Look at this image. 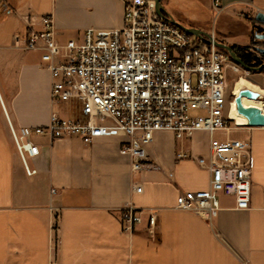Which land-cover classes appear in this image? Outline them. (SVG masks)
Segmentation results:
<instances>
[{
    "label": "crops",
    "instance_id": "0c3cea01",
    "mask_svg": "<svg viewBox=\"0 0 264 264\" xmlns=\"http://www.w3.org/2000/svg\"><path fill=\"white\" fill-rule=\"evenodd\" d=\"M6 1L0 13V264H264V126L238 129L252 147L250 208L236 209L234 197L221 194V209L212 221L175 207L183 192L209 187L210 172L195 160L208 153L207 132L177 139L172 132L157 131L147 146L157 167L138 173L120 153L119 138L86 144L77 136H39L41 153L29 161L37 173L27 175L9 120L16 128L44 126L53 111L62 116L67 111L51 104L42 50L17 47L16 39L30 31L32 16L41 29L40 17L51 15L58 35L78 41L89 28H121L125 0ZM189 1L197 8L192 10L214 14L212 0ZM223 4L217 19L231 14L248 29L253 24L264 29L255 20L264 12V0ZM168 16L203 37L214 34L229 45L247 44L230 41L222 31L218 35L211 22L197 17ZM257 34L264 31L255 33V40ZM183 152L192 157L178 158ZM126 202L145 212L157 209V226L150 228L144 213L135 231L125 232L121 207Z\"/></svg>",
    "mask_w": 264,
    "mask_h": 264
},
{
    "label": "built area",
    "instance_id": "2783aa9c",
    "mask_svg": "<svg viewBox=\"0 0 264 264\" xmlns=\"http://www.w3.org/2000/svg\"><path fill=\"white\" fill-rule=\"evenodd\" d=\"M224 7L223 0H212L218 16ZM28 22L30 31L23 40L16 39V46L42 50L51 76V104L67 106V116L53 111L48 124L20 128L9 120L27 175L37 173L29 161L41 153L35 141L39 136H77L86 144L119 138L120 153L138 173L157 167L147 149L157 131L172 132L177 139L207 132L208 153L195 160L210 172L209 187L183 192L175 207L212 221L224 194L234 197L236 209L250 208L252 147L230 136L247 126L237 125L231 114L230 72L237 66L230 53L216 45L214 34H189L158 13L156 0H125L121 28H89L81 41L58 35L51 15L40 17L41 29L35 28L36 17ZM191 157L178 154L180 159ZM135 190L141 192L142 186ZM144 213L149 227L157 226V209L145 212L126 202L121 207L123 230L134 232Z\"/></svg>",
    "mask_w": 264,
    "mask_h": 264
},
{
    "label": "rangeland",
    "instance_id": "374dc122",
    "mask_svg": "<svg viewBox=\"0 0 264 264\" xmlns=\"http://www.w3.org/2000/svg\"><path fill=\"white\" fill-rule=\"evenodd\" d=\"M6 3H7L6 0H0V13L5 11ZM189 3H190L189 0H163V5L165 7L166 12L169 15L179 14L183 17L184 16L185 17H191V16L197 17L199 21L211 22V24L214 25V29L218 31V35H219V31H222V32L229 34V36L231 37L230 41L247 42L246 45H240V46L251 47L254 45L256 46L261 45L262 47H264V35L263 34L261 35L257 34L256 36L258 37V40H255V33L262 32L264 30L262 27H256L255 24L253 25L251 24L252 25L251 29H248L250 28V26L246 22L244 21L238 22V20L231 14H225L222 17H219V19H217L218 15L215 13L211 14V13H208V11H204V10H200L199 12H197L195 11L197 9L196 7H194L195 10H192L194 8H192ZM260 42H263V43H260ZM235 65L237 66V70H231L230 72V88L232 91H234L237 85H239L240 82L243 80L259 86L264 91V70H262L261 72H254V71L245 69L244 67L238 65L237 63ZM240 85H241V90L247 89L245 85L243 84H240ZM234 98H235V95L231 93L230 101H232ZM259 99L261 101H264V92L263 94L260 95ZM247 104H248L247 106L257 105L254 102H249ZM66 107L67 106H65V108ZM260 107L262 108V111L264 113V107L263 106H260ZM241 132L242 131L240 130H234L231 132L230 136L234 138L235 137L242 138L243 134ZM216 135L219 136L222 134L221 132H217Z\"/></svg>",
    "mask_w": 264,
    "mask_h": 264
},
{
    "label": "water",
    "instance_id": "95a60500",
    "mask_svg": "<svg viewBox=\"0 0 264 264\" xmlns=\"http://www.w3.org/2000/svg\"><path fill=\"white\" fill-rule=\"evenodd\" d=\"M157 1V11L160 15H168V13L165 10V7L163 5V0H156ZM169 18L172 20V18L169 16ZM255 20L259 23V24H263L264 25V12L260 11L256 14ZM176 25L180 26L182 29H184L186 32H188L189 34L192 35H196V36H203V32L198 30V29H194V28H188L180 23H178L175 20H172ZM210 37V36H209ZM216 45L219 48L225 49L226 51H228L230 53V55L232 56V58L239 63L240 65H242L245 69L250 70V71H257L260 70L261 68H256V67H251L249 65H246L239 56L236 55V53L234 52L233 48L225 43H222L220 41H216ZM243 97H247L249 99H258L260 98V94L258 92H255L249 88L247 89H243L240 90L238 96L235 97V102L237 105V110L238 113L250 118L254 119V124H249L248 126H264V113L262 111V108L258 105H245L243 103Z\"/></svg>",
    "mask_w": 264,
    "mask_h": 264
},
{
    "label": "trees",
    "instance_id": "16d2710c",
    "mask_svg": "<svg viewBox=\"0 0 264 264\" xmlns=\"http://www.w3.org/2000/svg\"><path fill=\"white\" fill-rule=\"evenodd\" d=\"M260 43H263V42H260ZM232 48L237 55L240 54L239 56L242 58L243 62L246 65L256 67V68H261L260 70H257L254 72H261L262 70H264V47H262L261 45L260 46L254 45V46L249 47V46H240V45L234 44ZM223 50L226 51L225 49Z\"/></svg>",
    "mask_w": 264,
    "mask_h": 264
},
{
    "label": "bare ground",
    "instance_id": "6f19581e",
    "mask_svg": "<svg viewBox=\"0 0 264 264\" xmlns=\"http://www.w3.org/2000/svg\"><path fill=\"white\" fill-rule=\"evenodd\" d=\"M240 84H243L245 85L247 88L255 91V92H258L260 95L263 94V89H261L259 86L253 84V83H250V82H247L245 80L241 81ZM237 85V87L234 89L233 91V94L236 96H238L240 90H241V85ZM243 100H249L251 102H254L260 106H263L264 107V101H261L259 98L254 100V99H249L247 97H243ZM247 105V103L245 104ZM231 114H232V118L236 121V124L237 125H249V124H254V119L253 118H250V117H247V116H244V115H241L238 113V110H237V105H236V102H235V98L232 100L231 102Z\"/></svg>",
    "mask_w": 264,
    "mask_h": 264
},
{
    "label": "flooded vegetation",
    "instance_id": "af4514ba",
    "mask_svg": "<svg viewBox=\"0 0 264 264\" xmlns=\"http://www.w3.org/2000/svg\"><path fill=\"white\" fill-rule=\"evenodd\" d=\"M220 42H222V41H220ZM222 43H225V42H222ZM226 44V43H225ZM229 45V44H228ZM231 47H233V45H230ZM237 55V54H236ZM240 55V54H239ZM239 55H237V56H239ZM240 57V56H239ZM241 58V57H240ZM241 60H242V58H241ZM243 61V60H242ZM252 67V66H251Z\"/></svg>",
    "mask_w": 264,
    "mask_h": 264
}]
</instances>
